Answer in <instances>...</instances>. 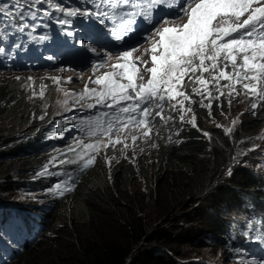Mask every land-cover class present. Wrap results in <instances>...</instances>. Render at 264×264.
<instances>
[{
    "label": "bare ground",
    "instance_id": "bare-ground-1",
    "mask_svg": "<svg viewBox=\"0 0 264 264\" xmlns=\"http://www.w3.org/2000/svg\"><path fill=\"white\" fill-rule=\"evenodd\" d=\"M17 1H18L17 3L21 4L22 6L17 8L14 13H15V15L19 16L20 13L26 12L28 9H27L26 5H24V0H17ZM71 1L76 2L72 7H79L82 11L86 10V9H91L92 12H95L97 10L96 4L100 0H93L92 2H82V0H71ZM54 2L59 3L63 6L62 0H54ZM148 2H149V0H134V3L137 4V7L135 9L129 8L127 13H129V14L138 13L142 9H144L145 15L150 16L151 22H149L148 19H145L144 16L134 15L133 16L134 22L131 25H128V15H127V22L122 24L121 26H118L115 28L117 30H119L121 28L124 29L126 26H128L130 28L129 31H126L124 33L123 39L121 41L115 40L111 31L109 32L111 34V36H110L102 28V26H104V25H101L96 20V17L94 19H90L89 21H86L87 24H89L91 27L94 28V29L89 30L88 33L89 34H97V36H99V38H101L100 44H101L102 52L104 54L101 69L96 76H99L105 72L111 71L112 70L111 65L117 62L115 58L117 56H119L120 52L126 51V50H131V49H137L138 51H135L133 54L134 57H140L142 61H148L147 67H150L151 66V60H150L151 54H150V52H147V57H146L140 51L146 52L145 50L150 48V41L147 39V37L153 31L154 27L159 26V22L165 16H167L168 19L173 20L175 23H182V20L176 19V17L171 14L175 10V6H169L167 3L161 4L157 0L156 6L154 8H152L150 13H149L147 11V9L144 8V6ZM9 5H10V0H5L4 1L5 12L10 14V15H5V17L7 19V22H10L11 27L9 29H7L6 32H2V34L0 36V48L3 49V51L0 52V61H1L0 73L2 74L4 72H6L4 70L3 63H7V70L9 72H10V68L14 67V66L8 65L9 63L7 62V58L8 59L10 58V59H12V62L14 63L15 66H20V70H22L21 73L26 72V74L28 75V74H31L33 71L36 70L34 64L36 62H38L39 60H41L42 57L48 51H51V55H53V51L55 50V46H56V41H55V39L51 38L50 33H51V30L55 24V19L50 18L51 20H49L48 17H53V16H51L53 14H50V16H48L46 14V12L52 11L51 13H54L56 15V13L58 11L49 7L46 0H41V4L37 5L35 9H31L32 12H35V15L34 16L28 15L26 18L31 22L32 30L27 34H24L23 36H18L17 38L10 40L11 41L10 43L13 46L7 47L9 45L10 36H14L16 34V32L18 31V28H19L18 27L19 23H17L15 21V19H13L14 16L11 14V11H10L11 8L9 7ZM89 16H91V15H89ZM119 20H116L115 22H113L112 25L116 22L119 23ZM45 24H46V26H44ZM76 25L77 24H75V23L69 24V26H71V27L72 26L75 27ZM41 36H46L47 39H45V40L39 39V37H41ZM29 38H31V40L29 41V44H28L25 52H22V50L20 48V44L18 43V40L24 42ZM33 39H35V41H37L39 43L40 48L34 47L33 43H31L33 41ZM11 47H14V50L10 54L5 55L6 54V52L4 53L5 49L7 48V51H8V49H10ZM41 48L44 50L43 54L38 56L37 54L40 52ZM18 56H20L19 60H18ZM36 56H38V57H36ZM109 56H111V59H109ZM229 71H231L230 68H229ZM15 73H13V74H15ZM67 74L74 75L76 77L83 75L81 73L76 72L75 70H67ZM141 74L144 75L145 81H146L148 78V74L143 72V67H141ZM207 75L208 74L206 73L205 76H207ZM54 77H59L60 80H59V83L54 81V86H52V87H54V91H52L53 93L50 92L51 94H53L55 96V98L58 97L56 99L55 105L53 106V108L50 111L45 112L46 117L49 118L48 120H46L45 125L51 124L49 130H45L42 133H38L37 132L38 127H37L36 129L30 131V133L27 134V137L29 138V140H31V142L28 145V147L24 150L23 153H21L22 149H20L18 151L19 144H16L14 146L13 145L7 146V147L11 148L14 152H16V153H14V159L17 158L18 156L20 158H24V156L32 154L31 159L33 161H35V163H33V165L29 169L19 172L20 175L24 179L27 180L26 184H28V186L33 185V187H30V188L28 187L25 189L24 193H19V190H18L17 184H16V185H14L13 201L5 203V202H3L5 200V198L0 199V264H28L29 262L31 263V261L33 260V256L35 255V251H37V250L43 251V250H45L44 247L49 244L48 241H50L51 239L46 240V241H44V240L48 238L47 233H49L50 231H51V233L57 232L56 235L59 237V238H57V240H59L60 244H61V240H68L70 242L76 243L77 240L74 239V236H77L76 235L78 233L77 231L75 232V230H74L72 232H68L69 234H67L66 232H63L64 229L59 228L57 230V228H55L53 225L50 228V224H52L53 220H55V223L57 222V224L63 226V224H62L63 222L62 221L60 222L59 218L56 217L57 216L56 209H57L58 205L60 204V202H63L64 200L67 201L66 202V206H67V204L72 200V198H71L72 193L74 191H77L78 187L81 186L82 184H84L88 180L87 174L91 169H93L95 167V165L98 161V158L100 157L103 149H107V150L117 149L121 145L124 146V142H123L121 144H117L115 147L110 146L107 148H101V150L98 153H96L95 162L92 165L88 166L87 168L82 167V162L81 163H75V164L60 165V163H59L60 160L66 159V158L75 159L76 154L82 152V149H80V148L76 149V153H72V152L68 151L69 146L75 147L74 141H76L77 139L82 141L83 143L94 142L97 139H101V138L104 139L105 142L107 141V138L101 137L99 133H97L94 136H89L88 135V129L91 126V124H94L95 118L98 116H101L102 113L109 112L110 115L108 117H102V118L105 120L110 119L111 118V112H114L115 109L109 110L102 105H97L95 108H87V107H81L79 104H76V101L75 102L73 101V103H72L68 98H66L65 93L67 91L66 87H68L70 84H72L73 81H70L69 79H67L66 77H63V76H54ZM187 80H188V78L186 77L185 78V84H186ZM0 82L2 84L6 83V81L4 82L1 80H0ZM11 82H13V81H11ZM213 83H211L209 85V89ZM226 84H228L227 80L222 79L219 82V85H221V86L226 85ZM78 85H79V87L78 88L73 87L75 89V91L72 90L70 93H74V92H76V90H83L85 85H87L88 87L94 86L93 88L99 87L98 85L91 83L89 79L87 80L85 78H79ZM15 86H16V84L8 86V88L10 90H13L16 92L19 89L16 88ZM219 88L221 89L222 87H219ZM228 90L229 89L226 88L227 92H228ZM33 91H35V90H33ZM183 91H185L188 95H191V96L193 95L194 97H196L195 94H192V92H191L192 89H191V91H189V89L185 88ZM60 92H62V95L60 94ZM237 92L240 93L239 95H237V97L245 95L243 90L237 89ZM228 95H229V93H228ZM231 95L233 97L235 96L233 94H231ZM190 98L193 99L192 97H190ZM177 99H180V98L178 97ZM65 100H67V105L64 104ZM195 101H197V99H195ZM58 103H60V105H62L64 110H63V112H60L61 113L60 117L56 118V113H57V110L59 107ZM88 103H94V98L89 99ZM262 104H264V102H262ZM250 105H251V103L246 105L247 106L246 108H250ZM66 107L71 109V110H65ZM259 109L264 110V106L257 107V109L255 110L256 114L255 115L252 114V118L245 119V120H249V122H251L253 120H257L259 117L258 116ZM193 111L194 110H191V112H189L187 114V116H190V115L193 116L194 115ZM206 111H207V109H206ZM175 113L176 114L170 113V108H169L168 104L165 103L164 115H165V117L172 116L173 119L168 120L167 123L162 122L158 117L155 118L154 120H152V123L150 125L151 134L155 130H158V128H156L158 126L159 129H161L163 132H165L167 136L168 135L173 136V138H171V139L169 138V140L176 141L178 144H180L182 142H186L185 139H186L188 133L190 132L191 127L188 128L185 124V120L182 122L179 119V114H180L179 111H176ZM185 116H186V114H185ZM54 123L56 124L55 127H54ZM179 123H182V124L180 125V127L178 129H176V125ZM256 124L259 125L258 122ZM251 125H252V127H255L253 130H258V129L264 127L263 124H261L259 127L254 126V124H251ZM132 127H134L135 130L137 129L135 126H130V128H128L124 133L122 132L120 134L122 140H123V137L125 135H127V133H133L135 131V130L130 131V129ZM232 137L235 138L234 135ZM112 138L113 139L116 138L115 132L113 133ZM150 138H152V136L147 138V139H150ZM26 142H28V141H26ZM3 146H4V143H2V148H4ZM55 146H57V147H55ZM245 147H246V144L244 143L241 150H243ZM263 150H264V147H262V151ZM262 151L261 150L256 151L255 156H253L251 154L253 157L257 158L258 161L255 162V164H253L255 167L254 169L252 167L247 168V170L252 171L253 175L256 176L255 180L250 182V189L247 192L245 191V189H244V191L239 192V195L242 197H241V199L237 200V204H236V207L234 209L230 207L228 209H223L220 211L222 215L227 216L230 219H235V222L238 219H244V221H246L247 223L242 222L240 225L236 226L234 228V230L233 229L229 230V228H227L228 226H226L227 221L223 220V216H222L221 219L224 221L223 225H224V229L226 230L225 231L226 235H224L223 231L220 228H218L217 230L211 229L212 231H205V233H204L206 235V238L204 239L203 243H206L207 245L213 246V247L214 246L221 247L225 251L229 252V253H227V262H226L228 264H231V263L237 264L236 255L234 252L235 249H241L244 252V255L246 257H248V256L255 257V258L264 257V243L257 242L253 239V236L257 232H259L261 229H264V223H262V220H264V204H262L261 206H256L255 204H253L249 200H247V197H252V194L249 192L251 190H255L253 188V186L255 184L258 186L257 190H259L264 197V183H263L264 182V153L262 155ZM238 154H242V151H241V153H238V152L235 153V156H237ZM53 157H55V159H53ZM129 163L127 162V164H129ZM163 163L165 166V162H163ZM45 164L49 165V171L50 172H53V173L59 172V173H62V175H50V176H44V177H40V178H34V176L36 175V172L40 171ZM169 165H171V164H169ZM164 166H163V168H164ZM175 168H177V167H175ZM178 168H179V166H178ZM238 168H239V166H237L236 161H234V162L230 161L228 163V167H227L225 173L227 175V174H229V170L231 173L233 170L236 171ZM168 171L169 170H167V172ZM142 173H144V169H142ZM259 173H261L263 176L262 175L257 176ZM69 176H71V180L69 181V183L72 187L71 191L65 192L63 196H53L51 194L46 193V190L48 188L52 187L56 182L61 181V180H66V179H68ZM142 176L143 175H141L140 177L142 179H144ZM18 180H19L18 182L21 181V179H18ZM118 183L120 184V182H118ZM114 184L117 185L116 182L113 180L111 183H109L105 186L107 188H110L112 185L115 186ZM135 186H136V184H135ZM177 186L178 185L176 183H172V184L170 183L168 186L166 185L165 190L168 191V194H166V195H164V197H162V196H160V193H157L155 196V197H158L157 202H159V199H163V200L167 199V195H170L171 192L173 190H175ZM119 188H120V186H119ZM139 188H141V187H139ZM108 193H110V192H108ZM16 194H20V196L16 197ZM33 196L36 197V199H32ZM123 196H122V198H123ZM124 197H126V196H124ZM107 198H109V196ZM112 198H114V197H112ZM114 199H116V198H114ZM108 200H110V199H107V201ZM115 203H117V202H115ZM156 203H155V205H156ZM111 204H113V203H111ZM132 204H134V203H132ZM230 204H231V202L227 206H224L223 208L229 207ZM106 206L109 207L108 205H106ZM134 209H136V208H134ZM174 210H175V208H174ZM254 210H257L254 214L255 218H254V220L249 221L250 217L248 215H249V213H251ZM109 213H111V212H109ZM118 215H120V213H118ZM118 215L116 217H115V215L113 217L110 216L111 219L108 217H105V218L100 217L99 221L110 222V220H112V219L115 220L116 221V224L114 227V230H115L118 227V222L116 220ZM178 217H179V221H172L171 223L173 224L174 222H176V223L180 222V224L183 225L182 223H185L186 220L184 221L181 219V217H183V216H178ZM133 219H134V216H133L132 220ZM163 219L164 220L167 219L170 221L171 217L166 216ZM200 222H201L200 220L194 221V225L201 228L202 225H200ZM128 227H129L128 224H125V227H122L121 231L126 230ZM161 231H166V230L164 229ZM59 232H63L62 236H60ZM73 232H75V233L73 234ZM113 232H120V230L119 231H113ZM107 233H112V232L107 230ZM133 233L135 235H138L137 230H134ZM93 237L94 236H92L90 238V240L93 239ZM122 237L125 241H127L126 240L127 233L124 236L122 235ZM146 239H147L146 237L141 238L140 241L142 244L141 245H135L133 243V247H132L130 242H128V241L126 242V243H128V245H127V246H129L128 248H133V256H137L140 253L141 254L142 253L147 254V252H146L147 250L165 251L162 249V247L159 244H158V246L153 248V246L149 242H147ZM116 242L119 245V244L123 243V240L122 239L117 240V241H115V244H117ZM57 243H58V241H57ZM142 245H149V247H144ZM67 249H68V247H67ZM80 253H82V252L80 251ZM160 254L163 255V253H160ZM51 257H52V255H50V259H51ZM43 258L44 259L49 258V255L46 254ZM54 258H55V256H54ZM164 259L166 262H169L166 258H164ZM60 260H61V258H60ZM81 260H82V258H81ZM46 262H47V260H46Z\"/></svg>",
    "mask_w": 264,
    "mask_h": 264
},
{
    "label": "snow or ice",
    "instance_id": "snow-or-ice-1",
    "mask_svg": "<svg viewBox=\"0 0 264 264\" xmlns=\"http://www.w3.org/2000/svg\"><path fill=\"white\" fill-rule=\"evenodd\" d=\"M46 2L49 7L64 13L67 17L94 15L101 25L105 24V18H108L110 13L115 15L117 9L137 7L134 0H110V3L109 0H100L96 5L97 10L92 12L91 9L82 11L79 7H63L54 0H46ZM158 2L175 6L171 14L176 19L182 20V23H175L165 16L159 22V26L154 27L147 37L150 48L145 50L151 54L150 67H147L148 61L134 57L133 54L137 49L121 51L115 58L117 62L111 65V71L95 76L94 79L89 78L91 83L99 86L98 88H89L85 85L79 94L65 93L66 97H75L76 104L81 107L95 108L97 105H102L115 111L111 112V118L107 120L102 117H108L110 113H102L95 118L94 124L88 129L89 136L99 133L101 137L107 138L106 142L102 138L90 143H83L77 139L74 141L75 147L69 146L68 151L76 153V149L80 148L82 152L77 153L75 159L60 160V165L82 162V167L87 168L95 162L96 153L101 148L115 147L126 141L128 136L125 135L122 140L120 134L130 126H135L145 138H148L151 135L152 120L158 117L162 122L167 123L168 120L173 119L172 116L165 117V103L171 111H179V119L183 122L185 114L191 112L190 107H185V101L191 98L182 90L186 77L193 85L201 86H193L192 92L201 95L202 98L205 94L207 97L212 96L209 85L213 82L219 85L222 79L229 81L228 84L221 86L229 89V95L236 92V85L239 84L245 95L255 97L250 105L253 115L256 114L255 110L260 102L264 101V0H158ZM156 3L157 0H149L144 8L150 13ZM39 4L41 0H24L28 10L18 16L20 22L18 27L21 31L27 27V16L35 15L31 9H35ZM101 4L108 10H101ZM21 6L19 3L16 5L17 8ZM0 12H4V9L0 8ZM5 15L10 14L5 12ZM125 15H128V25L134 22V15L144 16L151 22L150 16L145 15L144 9L138 13H125ZM13 19L17 18L13 17ZM57 22L60 25L71 23L69 19H59ZM129 30L130 28L126 26L121 31L113 28L111 32L115 40L121 41L124 33ZM39 39L45 40L47 37L41 36ZM81 44L91 48L83 41ZM2 51L3 49L0 48V52ZM91 51L95 52L96 49L91 48ZM141 67L143 72L148 74L146 81L141 74ZM68 79L71 80V77ZM53 80L59 83L60 78L54 77ZM43 87L45 86H42L39 93L41 97L44 96ZM217 91L220 95L224 94L219 87ZM32 95L35 96L36 92L33 91ZM178 97L180 99H177ZM91 98H94V103L87 102ZM64 104L67 105V100ZM65 110L71 109L66 107ZM195 120L193 115L188 122L195 126ZM235 122L234 120L233 124ZM226 131L230 132L231 129ZM114 132L115 139L112 138ZM204 135L209 136L206 132ZM259 138L264 139V136ZM137 139V135L131 136L133 143ZM124 147H128L127 143H124ZM255 147L256 145H253V149ZM50 175H62V173L50 172L49 165L45 164L36 172L34 178ZM70 180L71 176L56 182L46 190V193L63 196L65 192L72 190ZM32 199L36 197L33 196ZM253 239L264 243V229L257 232ZM234 252L237 264H264V257H246L241 249H235Z\"/></svg>",
    "mask_w": 264,
    "mask_h": 264
},
{
    "label": "trees",
    "instance_id": "trees-1",
    "mask_svg": "<svg viewBox=\"0 0 264 264\" xmlns=\"http://www.w3.org/2000/svg\"><path fill=\"white\" fill-rule=\"evenodd\" d=\"M41 72L42 71L40 70H35L31 74H38ZM223 90L226 91V87H223ZM24 94L25 93L22 90H17L15 92L10 90L8 86H5V84L0 83V145L4 143V148H2V146L0 147V162L2 163L9 162L14 159V153L16 152L7 147L8 145L14 146L19 144L18 151L22 149L21 153H23L30 144L31 140H29V138L19 140V142L16 143V139L19 134L24 135L30 133V131L39 127L44 123V120L47 119L45 115V106L37 101H26V96ZM189 96L196 98L193 95ZM238 97L240 99H244L245 95ZM220 101L221 100L218 102ZM192 103L193 110L196 111L197 117L195 120V126L191 127L190 132L185 139L186 142L178 144L176 141L169 140L166 133L162 131V134L158 136V138L163 141L160 142L158 140L159 143H157L155 148L157 156H159L160 160H165L164 168L158 167L159 171L157 172V175H154L157 180V185L160 186L165 184L168 186L170 183H176L178 185L170 195H167V199H159V202H157L158 197L156 198V210L158 216L161 217L168 212L169 216L173 219H176L178 216H183L181 219L184 221L186 220V224L182 223L183 225H181L180 222H177L173 230L161 232L159 230L148 235L144 234L145 236L143 235L144 238H147V242H149L153 248L159 244L165 251L147 250V254L140 253L137 256H133V248H128L129 246H127V241L124 240L122 244L118 245L117 242V244H115V241H117L118 238H115L114 236H111V238L107 237V226H114L116 221L113 219L110 220V222L99 221L100 217H108L110 219L114 215L116 217L118 213H121L128 208H133L132 203H135V199L131 195L132 185L128 179L136 175H129L133 171L128 170L127 167H129V164L126 166V161L121 159L120 163L115 164L113 170L111 171L116 184L118 182H120V184H114L115 186L112 185L110 188L98 187L97 185H101V180L105 177V175L98 173V168H96L98 163H96L95 167L88 174V180L79 186L77 191L72 193L71 197L74 199L77 198L80 193L85 194L84 198L80 201L82 205H80L76 213L73 209H69V215L72 216L71 222H78L81 219L86 221V225L90 222H96L97 225L101 227L104 226L102 230L103 233L100 234L102 232L101 231L90 240L93 233L90 226L88 225L87 228L79 226V228L77 227L75 230V232L78 231L76 234L77 236H74V239L77 240L76 243L68 240H61L60 244L58 240V243L54 246L55 248L52 252H47L49 258H40L39 260H44L45 262L47 260L46 264H171L166 262L164 259L171 253L175 256L181 257L182 251L186 247H197L205 244L203 243L206 238V235L204 234L205 231H212L220 228L224 235H226L223 220L227 221L226 226H228L227 228H229V230L235 226L234 219H230L229 217L222 215L220 211L230 207L234 209L236 207L237 200L242 197L239 195V192L244 191V189L247 192L250 189V182L254 181L256 176L253 175L252 171L247 170L249 167L238 168L236 171L233 170L227 175L225 172L228 167V163L230 161L237 162L236 158L240 157V154L235 156V153H241L245 135L256 131L253 130L255 127H252L251 124H254L256 127H259L261 124L264 125V110L259 109V117L257 120H253L251 122H249V120H243L240 122L238 130L234 133L238 146L234 151L235 144L231 143L224 134L216 133V136L213 138H207L204 135L206 127L204 126L203 120L206 115L205 111L208 109L206 108L207 104L204 102L199 105L198 101H192ZM210 104V107L208 104L209 108H212L213 106L216 107L217 102L216 104H213L212 102ZM41 117H43V119H41ZM257 122L259 125L256 124ZM31 155L24 156V158L19 161H14L16 162L15 168L18 169L19 172L27 170L33 165L34 161L31 159ZM13 164V162H11V165L9 163L10 166ZM144 167L145 166H142V168ZM167 170L169 171L167 172ZM96 173L98 174L94 176ZM135 173L138 175L145 174L150 181L153 180V175L150 174V171L142 173L141 167L138 169L136 168ZM259 175L262 174L259 173L257 176ZM253 188L255 190H251L249 192L252 194V197H247V200L255 204L264 197L262 193L257 190L258 186L256 184ZM124 194L127 196L124 197ZM164 195L166 194L160 193V196L164 197ZM106 196H109V198ZM107 199L110 200L107 201ZM234 199L235 201L232 202ZM66 202V200L60 202L56 209V213L59 214L57 217L60 222L64 219L66 214ZM230 202L231 204L229 207L223 208ZM222 216L223 220L221 219ZM197 220L201 221V228L194 225V221ZM113 231L110 232L113 233ZM124 231L125 230H122L120 234ZM75 232H73V234ZM66 233L69 234L67 230ZM130 239L132 240L131 245L133 247L132 243L136 240L134 238ZM221 249L224 250L223 248ZM80 251L82 253H80ZM38 252L40 251H35V254ZM160 253H163V255ZM50 255H52L51 259Z\"/></svg>",
    "mask_w": 264,
    "mask_h": 264
},
{
    "label": "rangeland",
    "instance_id": "rangeland-1",
    "mask_svg": "<svg viewBox=\"0 0 264 264\" xmlns=\"http://www.w3.org/2000/svg\"><path fill=\"white\" fill-rule=\"evenodd\" d=\"M140 52H142V54L147 57V52H143V51H140ZM4 73L2 74L0 73V80L4 82L6 81L5 86H11V85L16 84L15 86L16 88L18 89L22 88L24 90L26 101L42 102L43 104H45L46 111H50L53 108V106L55 105L56 99L58 98V97L55 98V96L51 94L53 93L52 91H54V87H52L54 86V80L52 79L54 78V76H63V77L65 76V74L63 73L61 69L56 70L53 73H48L44 71L43 73H38L34 76L30 74L27 75L21 72L15 73L12 71L10 72L6 71ZM198 74L199 73H197V75ZM17 77H19V79H17ZM29 77H31L33 80L32 79L29 80L28 79ZM86 77L87 75L85 76V78ZM70 81H73V83L70 84L68 87H66V90H67L66 92H69V93L72 90L75 91L74 88L79 87L78 79L76 77L71 79ZM227 82L229 83V81ZM42 86H45L43 87V91H44L43 97L39 95L40 91L42 90ZM193 86L201 87L199 84L193 85L191 82L187 80L186 84H184L183 90L187 88L189 89V91H191ZM217 86L221 87V85H217L215 82L210 86V91L212 92L211 97H207V94H205L204 98H202L201 95L195 94L199 105L204 102L207 104L206 108L208 109L207 111H205L206 115L203 120L204 126L206 127L205 132L209 134V136H206V137L213 138L216 136V133L224 134L225 136H227V138L230 140L231 143L235 144V148H234V151H235L238 146H237V142L235 138L232 136L234 135L236 130H238L239 124L241 121L252 118L253 110L251 108H246L247 106L245 104L247 105L250 103L252 104L254 102L255 97H252L250 95H245L244 99H240L239 97H237V94H236L238 93L237 89H242L239 84L236 85V92L232 93L233 95H235L234 97L232 95H228L229 90L227 92L223 90V87L220 90L224 94L220 95V92L217 91V88H218ZM93 87H89V88H93ZM33 90H35L36 92V95H35L36 97L32 95ZM82 91L83 90H76V92L74 93L79 94ZM60 94L62 95V92H60ZM192 94L194 93L192 92ZM66 98H68L72 103L73 101L74 102L76 101V98L73 96H68ZM195 99L193 98V99H190L189 101H185V107L186 108L190 107L191 110H193V106H192L193 103L191 101H195ZM219 100L221 101L218 102ZM229 101H231V103H229ZM211 102L213 104H216L217 102L216 107L213 106L212 108H209L208 104ZM262 102H260L258 107L264 106ZM173 103H175V101H173ZM175 112L170 110V113L176 114ZM193 112L196 118L197 117L196 111L194 110ZM187 114L188 113H186V116H185L186 126L188 128L194 127L191 123L188 122L191 119L192 115L187 116ZM234 120L236 121L235 124H233ZM45 124L46 122L42 125V127L41 126L38 127L37 129L38 133H42L45 130H49L51 124L50 125L49 124L45 125ZM181 124L182 123L177 124L176 129H178ZM55 126L56 124L54 123V127ZM156 128H158V130H155L149 136V137L152 136V138L147 139L143 136L140 130L138 129L135 130V128L132 127L130 131H134V130L135 131L133 133H127L128 139L124 141V143H127L128 145L127 148L121 145L117 149H109V150L103 149L100 157L98 158V161H97L98 166L96 167L98 168V173H102L105 175V177L102 178L101 180L102 182L101 185H97L98 187L105 188L106 187L105 185L111 183L114 180L112 177L111 171L113 170L115 164L120 163L121 159L126 161V166L128 165L127 162L128 163L130 162L129 167H127V169L132 170L133 172H131L129 175H133V174L136 175L128 179L130 180V183L132 185L131 195L135 199V203L132 205L133 208H128L125 211L121 212L120 215H118L116 219L118 222L117 229L114 230V227H115L114 225L112 227L107 226V230L109 231H113V230L119 231L120 230L121 232V228L125 227V224H128L129 227L121 234L120 232H113V233L106 232L108 238H111V236H114L115 238H118L117 240L122 239L124 241L122 235L124 236L127 233L126 240L128 242L131 243L132 240L130 238H134L136 240L134 244L141 245L142 243L140 240L141 238H144L145 235L151 234L154 231L156 232V231H159V230L161 231L164 229L166 231L173 230L177 223L174 222L172 224L171 222L179 221V217H176V219H173L171 216H170L171 217L170 221L167 219L164 220L163 218L166 216H169V213L167 212L163 216L159 217L157 210H156V205H155L156 200H157L156 199L157 197H155L156 194L157 193L168 194V191L165 190L166 185L163 184V185L158 186L157 180L154 177V175H157V172L159 171L158 167L163 168L164 166L163 162H165L164 159L162 161L160 160L159 156H157V152L155 151L157 143H159V141L160 142L163 141L158 138V136L162 134V130L159 129L158 126ZM226 129H231V131L228 132L226 131ZM132 135L138 136V139L134 143L131 140ZM261 136H264V127L256 130L255 132H251L248 135H245L244 143L246 144V147L242 150V154H240V157L236 158L237 160L236 164L237 166H239V168H243V167H252L253 169L255 168L253 164H255V162H257L258 160L257 158L253 156H255L256 151H259V150L262 151V147H264V139L259 138ZM167 137L173 138V136L171 135H168ZM253 145H256L254 149H253ZM1 146L2 145H0V147ZM250 149H253V150H250ZM263 153H264V150L262 151V155ZM21 159L23 158L17 157L9 162H5V163L0 162V199L5 198V200L3 201L5 203L13 201L14 185L17 184L19 193H24L26 188L33 187V185L28 186V184H26L27 180L24 179L20 175L19 170L15 168L16 162L14 161H19ZM11 162L14 163L12 166L9 165V163L11 164ZM33 163H35V161ZM142 166H145V167L142 168ZM140 167H141V172H142V169H144L145 173L150 171V174L153 175L152 181H150L145 176V174L142 176L144 179H142L140 177L141 175H138L137 173H135L136 168L138 169ZM91 170L88 172V174L91 172ZM98 173H96L94 176H96ZM18 179H21V181L18 182L19 181ZM84 195L85 194L80 193L77 198L72 199L68 203V206H66L65 217L62 220L63 226L57 224V222L55 223V220H53L52 224H50V228L53 225L55 228H57V230L60 228V229H64L63 232H66V230H68V232H72L76 230L77 227L79 228V226H83V228H87L89 225L91 231L93 232L92 236L95 237L96 235H98L103 230L104 226L101 227L97 225L96 222H90L88 223V225H86V221H84L83 219H81L78 222H71L72 216L69 215V212H70L69 209H73V211L76 213L77 209L80 207V205H82L80 201L81 199L84 198ZM19 196L20 194H16V197H19ZM124 196H127V195L124 194ZM234 201L235 199L232 202ZM262 204H264V198H262L261 200L255 203L256 206H261ZM256 211L257 210H254L251 213H249L248 215L250 217L249 221L254 220L255 218L254 214ZM58 215L59 214L57 213V216ZM133 216H134V219L132 220ZM234 222H235V219H234ZM242 222H246V221H244V219L236 220L235 226L232 229L234 230V228L240 225ZM134 230L138 231V235H135L133 233ZM63 232H59L60 236H62ZM101 233H103V231ZM56 234L57 232L51 233V231L47 233L48 238L45 239L44 241L51 239L50 241H48L49 244L44 247L45 250L40 251L37 254H35L33 256V260L31 261V263L29 262L28 264H36V263L45 264L46 263L43 260H39V259L43 258L47 254V252H51L55 248L54 246L56 245L58 241L57 238H59ZM142 246L149 247V245H142ZM227 253L229 252L222 250L219 247L209 246L205 243L197 247H186L182 251L181 257L175 256L171 253L168 257L166 256L167 257L166 259L171 264H228L226 263Z\"/></svg>",
    "mask_w": 264,
    "mask_h": 264
},
{
    "label": "clouds",
    "instance_id": "clouds-1",
    "mask_svg": "<svg viewBox=\"0 0 264 264\" xmlns=\"http://www.w3.org/2000/svg\"><path fill=\"white\" fill-rule=\"evenodd\" d=\"M36 70H40V71H42L41 73H43L44 71L43 70H41L40 68H36ZM5 71H7V70H5ZM22 71V70H21ZM21 71H18V73L19 72H21ZM12 72H16V71H12ZM22 73H24V74H26V72H22ZM63 73L65 74V72L63 71ZM87 73H90V70H87ZM30 75H36V74H30ZM19 90H22L23 92H24V90L21 88V89H19ZM38 102V101H37ZM42 105H44L45 106V104H43L42 102H40ZM58 110H57V113H56V118H59L60 117V115H61V113L60 112H63V107H60V105H59V103H58ZM49 118H47L46 120H48ZM46 120H44V123L46 122ZM43 123V124H44ZM43 124H41L40 126H42ZM39 126V127H40ZM28 134V133H27ZM27 134H19L18 135V138L16 139V143H18L19 142V140H23V139H25V138H28L27 137Z\"/></svg>",
    "mask_w": 264,
    "mask_h": 264
},
{
    "label": "water",
    "instance_id": "water-1",
    "mask_svg": "<svg viewBox=\"0 0 264 264\" xmlns=\"http://www.w3.org/2000/svg\"><path fill=\"white\" fill-rule=\"evenodd\" d=\"M59 32H56L55 34H58ZM18 67V66H17ZM17 67H12L13 69L17 68Z\"/></svg>",
    "mask_w": 264,
    "mask_h": 264
}]
</instances>
